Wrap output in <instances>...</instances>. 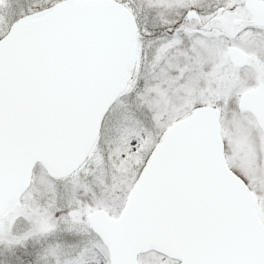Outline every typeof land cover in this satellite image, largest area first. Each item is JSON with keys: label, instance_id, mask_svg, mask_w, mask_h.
Wrapping results in <instances>:
<instances>
[{"label": "snow or ice", "instance_id": "obj_1", "mask_svg": "<svg viewBox=\"0 0 264 264\" xmlns=\"http://www.w3.org/2000/svg\"><path fill=\"white\" fill-rule=\"evenodd\" d=\"M0 264H264V0H0Z\"/></svg>", "mask_w": 264, "mask_h": 264}]
</instances>
